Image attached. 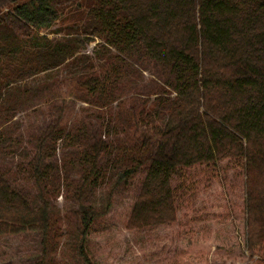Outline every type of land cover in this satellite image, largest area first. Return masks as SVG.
I'll use <instances>...</instances> for the list:
<instances>
[{
	"label": "trees",
	"instance_id": "16d2710c",
	"mask_svg": "<svg viewBox=\"0 0 264 264\" xmlns=\"http://www.w3.org/2000/svg\"><path fill=\"white\" fill-rule=\"evenodd\" d=\"M71 9L85 11L75 33L61 39L41 34ZM95 38L102 44L94 56L82 53ZM148 64L152 71L143 79ZM58 82H69V97L92 113L107 114L118 104L103 128L82 129L83 136L80 129L67 132L71 123H62L59 107L58 121L30 140L38 156L47 139L84 147L73 197L79 254L87 264H94L86 251L90 227L108 213L122 183L145 169L127 230L169 224L177 220V201L194 200L191 171L212 184L226 160L243 161L244 241L260 256L253 264H264V0H0V153L12 141L3 136L26 110L24 100L47 89L57 98L51 91ZM120 135L132 140L133 152ZM22 151L29 158L31 148ZM125 154L128 160L118 159ZM42 158L30 161L40 183ZM110 176L106 208L86 203L97 180ZM50 225L49 201L31 208L23 189L0 171V234L28 229L47 235Z\"/></svg>",
	"mask_w": 264,
	"mask_h": 264
},
{
	"label": "rangeland",
	"instance_id": "374dc122",
	"mask_svg": "<svg viewBox=\"0 0 264 264\" xmlns=\"http://www.w3.org/2000/svg\"><path fill=\"white\" fill-rule=\"evenodd\" d=\"M84 18V10L71 9L41 34L61 39L68 33H75L73 30L76 25L81 26ZM100 43L99 38L92 39L86 43L82 53L94 56ZM148 67L149 70L143 71V79L150 77L152 66L148 64ZM131 77L136 78V75ZM43 80L41 77L39 82L43 83ZM58 83L60 85L53 86L51 91L58 95L57 98H51L47 89L42 95L24 100L26 103L22 108L26 110L15 116L3 136L10 137L12 141L6 144V152L0 153V171L15 186L23 189L31 208H39L45 198L49 201L51 225L47 235L28 229L15 235L0 234V264H87L79 254L81 230L76 216L78 205L73 197L80 180L77 171L85 167L84 147L77 140L63 146L64 142L55 145L47 139L44 152L39 155L45 157L40 161L45 174L40 183L39 174L34 173L30 166L31 159L34 157L36 161L39 157L37 148L32 146L34 141L30 145V140L46 134L47 127L58 121V116H61L59 107L63 108L62 123H71L67 132L75 130V133L80 129L81 133L83 129L88 134L103 128L109 116L116 113L118 104L114 103L107 114L92 113L93 107L69 97L73 90L69 82ZM144 132L141 129L140 135ZM81 135L79 140H85ZM148 137L155 140L158 135L149 132ZM120 138L127 144L128 153L133 152L132 140L124 135ZM76 143L78 146L74 149ZM25 147L31 148L29 158L23 156ZM118 159L128 160V157L125 154ZM242 166L243 161L218 163L212 184L203 181L200 172L193 169L190 174L196 182L194 200L177 201L176 221L129 231L126 223L130 208L145 175V169L141 170L115 190L113 196L116 198L112 199L108 213L98 217L90 227L86 243L90 260L94 264H253L260 256L251 255L244 241ZM112 180V176L103 182L98 179L96 191L88 194L86 203L105 209ZM69 182L73 184L70 188L66 187Z\"/></svg>",
	"mask_w": 264,
	"mask_h": 264
}]
</instances>
